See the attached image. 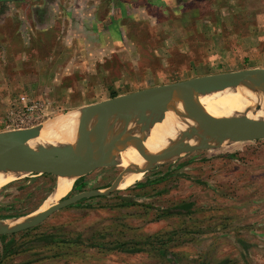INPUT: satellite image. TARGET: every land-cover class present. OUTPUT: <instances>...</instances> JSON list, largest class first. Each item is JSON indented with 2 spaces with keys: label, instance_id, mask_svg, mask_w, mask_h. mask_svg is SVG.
Wrapping results in <instances>:
<instances>
[{
  "label": "rangeland",
  "instance_id": "obj_1",
  "mask_svg": "<svg viewBox=\"0 0 264 264\" xmlns=\"http://www.w3.org/2000/svg\"><path fill=\"white\" fill-rule=\"evenodd\" d=\"M114 12L109 48H23L24 37L16 48H0V132L113 94L264 68V0H129L127 12ZM123 171L79 177L64 199L109 188ZM33 175L0 189L7 216L49 202L58 175ZM135 178L35 228L0 236V264H242L237 239L256 241L252 234L264 231V140L186 154ZM189 203L191 211L179 213ZM161 208L171 215L161 218Z\"/></svg>",
  "mask_w": 264,
  "mask_h": 264
},
{
  "label": "water",
  "instance_id": "obj_2",
  "mask_svg": "<svg viewBox=\"0 0 264 264\" xmlns=\"http://www.w3.org/2000/svg\"><path fill=\"white\" fill-rule=\"evenodd\" d=\"M241 91L264 94V68L212 74L147 88L100 105L72 110L35 127L0 132V166L26 163L35 168L32 174L53 172L56 176L58 169L80 171L84 173L82 176L104 168L124 169L109 188L84 191L45 209L41 207L8 222L0 221V236L35 228L55 212L85 199L111 195L121 189L128 175L151 171L159 166L162 158L174 151L186 155L223 147L226 143L218 146L191 144L205 126L214 122H222L232 131L230 143L264 140V120L238 112L214 116L201 103L198 110H194L198 99ZM112 102L122 106L119 115L112 121L96 122L99 109ZM180 103H184L182 113L178 111ZM169 114L180 128L164 146L153 152L147 148V142L153 130L163 124ZM61 125H66L72 133V143L42 139L44 132L59 136L58 127ZM81 128L87 131L86 135H78ZM130 151L137 153L138 161L129 160ZM125 158L127 166L124 165Z\"/></svg>",
  "mask_w": 264,
  "mask_h": 264
},
{
  "label": "crops",
  "instance_id": "obj_3",
  "mask_svg": "<svg viewBox=\"0 0 264 264\" xmlns=\"http://www.w3.org/2000/svg\"><path fill=\"white\" fill-rule=\"evenodd\" d=\"M128 4L129 0H0V25H14L0 29V48H16L17 43H23L19 37L25 38L23 48H86L88 52L92 48H109L111 16L114 11L127 12ZM92 38H100L101 43H92ZM31 177L41 179L43 173ZM190 205L186 208L189 211ZM162 209H157L159 216H169ZM6 210H0V221L12 219ZM184 210L178 208L179 213ZM263 232L252 234L258 236L256 241L237 239L242 264H264Z\"/></svg>",
  "mask_w": 264,
  "mask_h": 264
},
{
  "label": "bare ground",
  "instance_id": "obj_4",
  "mask_svg": "<svg viewBox=\"0 0 264 264\" xmlns=\"http://www.w3.org/2000/svg\"><path fill=\"white\" fill-rule=\"evenodd\" d=\"M200 103L204 106L209 113L214 116H222L231 114L234 112L244 113L249 117L264 120V94L254 91L247 92L241 91L238 93H224L214 97H206L204 99H198L195 101L194 110H198ZM184 109V103L179 104V113H182ZM122 110V106L118 102H112L99 109L97 113L96 122H108L114 120ZM69 121V120H67ZM67 121L65 123H67ZM93 125V122H91ZM94 126V125H93ZM178 124L173 115H168L163 124L158 125L152 132L151 137L147 142V148L151 151H157L167 142V139L172 138L177 130ZM60 132L59 136H54L51 132L43 133V140L51 141L54 139H60L66 143H72L73 135L68 130L66 125L58 127ZM87 131L81 128L78 131L79 136H84ZM233 136L232 131L225 126L222 122H214L205 126L197 136V138L191 144H204L210 146H218L220 144L227 143ZM128 158L131 161H138L139 156L135 151L128 153ZM184 154L179 151H174L162 158L159 161V165L172 160H178L182 158ZM128 160L125 158L124 165L127 166ZM34 167L27 165L26 163L14 162L11 164H3L0 166V189L7 184L13 182L16 179H22L30 176ZM57 185L52 193L48 203L43 205L42 209L47 208L53 204L58 203L61 199L69 194L73 183L82 176L80 171H67L58 169ZM144 174V172L132 173L128 175L124 182L131 176V181H135L137 175ZM91 175V174H90ZM122 183V185L124 184ZM121 185V187H122Z\"/></svg>",
  "mask_w": 264,
  "mask_h": 264
},
{
  "label": "trees",
  "instance_id": "obj_5",
  "mask_svg": "<svg viewBox=\"0 0 264 264\" xmlns=\"http://www.w3.org/2000/svg\"><path fill=\"white\" fill-rule=\"evenodd\" d=\"M116 96H117V94H113V98H116ZM87 199H85V200H83V201H81V202H79L77 205H81L82 203H84L85 201H86ZM131 203L132 202H129V201H123L122 203H121V205L120 206H128V205H131ZM191 207V205L189 204H185V205H183V206H181V208H183V209H186V208H190ZM165 214H171V211H165ZM9 217H11V218H16V217H12V216H9ZM18 217H20V216H18ZM0 219H2V217L0 216ZM126 252L127 251H129V252H139L140 250H137V249H126L125 250Z\"/></svg>",
  "mask_w": 264,
  "mask_h": 264
},
{
  "label": "built area",
  "instance_id": "obj_6",
  "mask_svg": "<svg viewBox=\"0 0 264 264\" xmlns=\"http://www.w3.org/2000/svg\"><path fill=\"white\" fill-rule=\"evenodd\" d=\"M24 99V98H23ZM25 100V99H24ZM32 110V108H31ZM30 121V120H29ZM29 121H27V123L24 125V124H21V126H18L19 128L18 129H26V128H29L31 127L33 124L29 125ZM29 126V127H28Z\"/></svg>",
  "mask_w": 264,
  "mask_h": 264
}]
</instances>
